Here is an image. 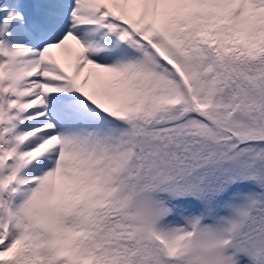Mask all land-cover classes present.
I'll return each mask as SVG.
<instances>
[{
    "label": "snow or ice",
    "instance_id": "obj_1",
    "mask_svg": "<svg viewBox=\"0 0 264 264\" xmlns=\"http://www.w3.org/2000/svg\"><path fill=\"white\" fill-rule=\"evenodd\" d=\"M0 264H264V0H0Z\"/></svg>",
    "mask_w": 264,
    "mask_h": 264
}]
</instances>
